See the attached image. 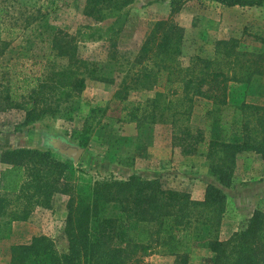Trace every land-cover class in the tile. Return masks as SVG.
I'll return each instance as SVG.
<instances>
[{
  "label": "trees",
  "instance_id": "16d2710c",
  "mask_svg": "<svg viewBox=\"0 0 264 264\" xmlns=\"http://www.w3.org/2000/svg\"><path fill=\"white\" fill-rule=\"evenodd\" d=\"M134 1L85 0L84 14L96 22H110L97 28L80 27L74 34L54 31V58L65 57L66 66H51L22 79L19 73L15 79L0 62V99L6 103L2 109L23 108V121L29 124L46 114L56 115L63 102L72 103L85 87L84 72L92 79L113 82L97 73L94 62L78 55V43L109 40L115 45L114 39L129 19L126 7ZM215 1L229 7L264 5V0ZM55 2L0 0V58L17 34L46 17ZM9 6L22 15L21 22L13 21L19 28L5 24V17H11ZM180 8L171 3V14ZM37 31L43 40L41 30ZM254 37L264 44V37ZM183 38V27L170 18L156 21L111 101L118 105L117 121L141 126L169 115L174 123L190 114L196 97L210 100L211 107L204 114L210 134H193L186 128L183 135H173L172 145L181 146L185 155L204 156L215 183L206 185L202 199L165 185L159 177L143 178L135 173L78 185L68 181L75 172L69 160L49 150L8 148L0 158L6 164L0 170V220H27L36 207L51 208L56 192L69 196L63 229L67 250L60 252L50 236L36 235L29 243L11 245L10 264H145L143 256L154 246L174 256L173 264H206L190 260L197 247L214 254L210 264H264V207L252 212L245 227L220 239L228 200L224 188L232 186L238 154L252 151L264 160V106L230 100L233 84L242 85V96L264 95V50L249 53L239 49L237 38L218 39L213 58L193 55L184 65L180 59ZM137 88L162 91L144 101L130 99V91ZM107 108L91 107L81 127L71 130V139L86 146ZM68 109L64 111L70 119Z\"/></svg>",
  "mask_w": 264,
  "mask_h": 264
},
{
  "label": "rangeland",
  "instance_id": "374dc122",
  "mask_svg": "<svg viewBox=\"0 0 264 264\" xmlns=\"http://www.w3.org/2000/svg\"><path fill=\"white\" fill-rule=\"evenodd\" d=\"M171 3L181 8L171 14ZM85 0H56L49 14L34 22L27 29L20 31L0 62L7 65L16 79L20 73L38 75L51 66L67 65L65 57H55L52 50L54 31L61 30L69 34L78 28L90 25L93 28L110 22H96L84 14ZM129 19L124 29L114 39L96 40L78 43V55L94 62L98 74L113 79L105 82L92 79L86 72L85 87L72 103L63 102L54 116L46 114L40 119L25 124V110L21 107L2 109L5 101L0 99V158L4 150L16 147H32L49 150L56 157L69 160L75 169L69 182L88 185L94 180L116 177L127 178L138 174L143 178L159 177L165 185L191 193L195 199H202L206 185L216 181L206 165L204 156L185 155L182 147L172 145L173 135L184 134L185 129L193 134L201 131L210 134L205 124L204 114L211 107V101L196 97L188 116L182 115L176 122L171 115L166 120L155 123H136L117 121L119 109L112 102V96L125 72L130 68L145 37L158 20L169 19L184 29L181 62L186 65L193 55L213 58L215 42L218 39L234 37L240 40L239 49L254 53L264 50V44L254 36L264 37V5L262 6H224L215 0H135L126 7ZM11 17H5V24L10 28L16 20L21 22L18 10L9 6ZM32 11H26L30 13ZM3 21V22H4ZM35 28V31L33 29ZM41 30L43 40L36 36ZM7 39L10 35L5 34ZM51 55L49 60L48 57ZM93 64L90 67L93 68ZM242 85L233 84L230 100L239 102L245 99L249 103L264 106V95H241ZM160 88L131 90L129 98L144 101L153 98ZM175 97V96H174ZM54 100V99H53ZM176 103V100H174ZM53 103L51 105H55ZM107 106L101 123L92 133L88 144L75 161L62 154L58 146L73 144V128L81 127L84 117L91 107ZM71 107L72 118L67 119L64 108ZM177 107V106H176ZM174 108L170 109L172 112ZM177 110V109H176ZM182 142V141H181ZM81 147V146H80ZM6 166L0 161V170ZM228 200L224 214L220 239H227L234 231L245 227L248 218L256 208L264 207V160L252 151L238 154L233 173V183L224 188ZM69 196L56 192L52 197L51 208L36 207L27 220H12L5 217L0 220V264H10V247L13 244L29 243L36 235H47L56 241L60 252L68 247L63 232L67 215ZM214 254L204 247H197L190 256L192 262H212ZM145 264H173L174 256L163 254L160 247H152L144 256Z\"/></svg>",
  "mask_w": 264,
  "mask_h": 264
},
{
  "label": "water",
  "instance_id": "95a60500",
  "mask_svg": "<svg viewBox=\"0 0 264 264\" xmlns=\"http://www.w3.org/2000/svg\"><path fill=\"white\" fill-rule=\"evenodd\" d=\"M58 149L62 154L73 158L75 161L83 152L82 147L73 144H62L58 146Z\"/></svg>",
  "mask_w": 264,
  "mask_h": 264
},
{
  "label": "crops",
  "instance_id": "0c3cea01",
  "mask_svg": "<svg viewBox=\"0 0 264 264\" xmlns=\"http://www.w3.org/2000/svg\"><path fill=\"white\" fill-rule=\"evenodd\" d=\"M211 182H213V183H215L214 181H211ZM210 183V182H209ZM203 198V197H202Z\"/></svg>",
  "mask_w": 264,
  "mask_h": 264
}]
</instances>
